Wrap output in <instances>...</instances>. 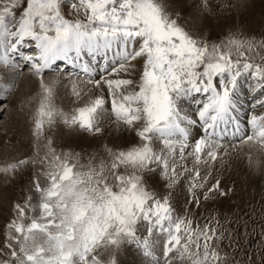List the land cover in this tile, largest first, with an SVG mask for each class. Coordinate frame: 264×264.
<instances>
[{
	"label": "snow or ice",
	"instance_id": "obj_1",
	"mask_svg": "<svg viewBox=\"0 0 264 264\" xmlns=\"http://www.w3.org/2000/svg\"><path fill=\"white\" fill-rule=\"evenodd\" d=\"M184 5L0 0V65L13 76L28 67L40 89L31 117L33 154L0 164L6 176L33 169L28 195L13 203L14 215L0 236V264H117L125 243L135 244L149 264H236L218 242L227 238L238 246L246 225L236 233L227 227V214L224 223L210 214L201 224L189 209L177 214L171 200L182 175L177 155L199 164L206 154L215 162L229 134L264 149V33L238 28L213 41L181 23ZM203 10L212 11L209 0ZM58 62L71 67L63 71L76 97L82 95L74 79L80 73L102 94L93 93L70 112L56 107L58 80L46 81L44 74L59 72ZM13 87L0 81V89ZM246 87L252 103L242 117ZM187 104L194 107L186 110ZM109 112L107 128L130 130L135 139L121 147L104 145L103 154L58 151L46 131L59 123L69 132L101 137ZM201 129L199 138L193 135ZM249 163L258 168L261 162ZM194 171L199 178V169ZM157 177L163 193L149 183ZM230 191L219 180L207 188L192 182L186 202L199 207L202 199ZM153 237L164 238L159 252Z\"/></svg>",
	"mask_w": 264,
	"mask_h": 264
},
{
	"label": "rangeland",
	"instance_id": "obj_2",
	"mask_svg": "<svg viewBox=\"0 0 264 264\" xmlns=\"http://www.w3.org/2000/svg\"><path fill=\"white\" fill-rule=\"evenodd\" d=\"M241 1L243 2L244 0H240V2ZM253 1L254 0H248L247 5L245 2L246 9L239 11L241 18L249 17L248 22H238L236 24L229 23L220 29H214L210 25H207L203 29V31H205L204 34L207 35L211 40L217 41L220 39H225L228 33L233 32L238 28L245 34L264 33V18L255 9ZM232 5L228 7L233 9ZM200 11L202 12L201 8ZM181 23L185 24V22L182 20ZM186 26L189 27L188 25ZM189 28L194 29V27ZM27 50L28 52H31V49L28 46H25L23 51L26 52ZM20 60L21 59L19 58V61ZM58 68L60 69L59 72H46L44 74V78L46 81H50L54 79L53 76L57 77L59 75L61 77H57L58 83L54 90L53 101L56 107L62 109L65 112H70L76 107V105H69L65 102V100H62V92L63 94L66 92L70 93L71 97H69L72 101L75 99V97L73 99V92L69 83L67 82L68 80L65 78V73L63 71L65 68L62 69L59 67V65ZM68 70L72 71L71 69ZM17 71L19 75L23 73L30 74L28 67H24L22 70ZM32 77L34 76L32 75ZM78 77L79 80H86V77H83L80 74ZM34 78L36 79V77ZM19 80L20 79L17 80V78L13 80L14 87L10 90V92L6 90L4 92L5 94L0 93V108H2L3 105H6L3 109V112L0 113V147L2 150L4 149L0 154V164L19 157H23L25 155L33 154V137L30 132L32 126L31 117L33 115V110L39 103L40 89L38 85H35L33 87L34 91H32L31 95L28 96H25L21 92L16 93L18 90ZM64 89L66 92L63 91ZM66 96L68 97L67 94ZM10 100L11 102H9ZM248 102L252 103L250 96ZM247 110L248 109H245V111ZM13 116L14 120L12 118ZM65 130L66 128L59 123L54 125L51 129L46 128L47 134L52 137L54 147L58 151L71 149L81 153L100 152L103 154V146L105 144L99 147L97 145H88V147L86 145H80L77 143L76 139L72 138V135L74 134L76 138L77 134L84 133L80 131L65 132ZM83 162H85L84 156L81 157V163ZM32 172L33 169L31 167H27L15 175L6 176L0 173V236H2L3 232L5 231V224L14 215L12 210L13 203L16 201L22 202L28 195V190L32 186ZM261 177L262 180H260V182L257 184L258 186L249 182L248 185L243 186L239 192H235V187L233 184L232 186L234 187V190L232 186L226 187L224 185L225 188L221 187L223 190H228V188L231 189V191L228 192V195L225 197L217 195L215 198H211L212 200L214 199V202H207L208 204L203 206V208H199L195 212L188 213L195 219L199 220L201 224H203L204 221L209 218L210 214H214L219 221L224 223L225 215L227 214L229 221H232V223L228 224L227 227L233 229L238 234L242 231L241 224L247 226V228L243 230V236H241L238 241V246L234 247L230 245V242L227 238L218 242L219 247L223 251L227 252L230 257L235 259L236 264H261V256L264 255V242H262L260 236V226H264V173L261 174ZM216 204L218 205L216 206ZM174 209L179 215L185 214L183 211H177L176 208ZM236 215L240 216L239 222L235 221ZM124 245H122L117 252V264H119L120 257L122 255V248Z\"/></svg>",
	"mask_w": 264,
	"mask_h": 264
},
{
	"label": "bare ground",
	"instance_id": "obj_3",
	"mask_svg": "<svg viewBox=\"0 0 264 264\" xmlns=\"http://www.w3.org/2000/svg\"><path fill=\"white\" fill-rule=\"evenodd\" d=\"M247 1L248 0H244L243 2L242 1L240 2V0H235V1L233 0H209V6L211 7L212 11L206 12L203 10V0H185L184 9L181 11L180 14L182 16V21H184L185 24L188 25L189 27H194V29L203 30L207 25H210L214 29L216 28L220 29L223 26L228 25L229 23L236 24L238 22L243 23V22L249 21V17L241 18V15L239 12V11L246 9L245 2L247 5ZM230 5H232L233 9H230L228 7ZM253 5L255 9L264 18V0H254ZM200 8L202 9V12L200 11ZM15 59L16 61L18 60L17 56L15 57ZM137 67L139 68L140 66L137 65ZM0 77H1L0 81L7 80L9 83H12L15 78H17V80L20 79L18 83V90L16 93L21 92L25 96L31 95V92L34 91L33 87L35 85H38L37 80L34 77H32V75L23 73L21 75L18 74V75L13 76L12 72L8 69H5L2 65H0ZM57 77L53 76V78H57ZM74 79L76 83L78 84L77 90L81 91L82 95L80 97H76L73 94L74 95L73 99L74 97L75 99L72 101L70 99L71 97L70 93L66 92L65 89L63 91H65L66 93L63 94V92L61 91L62 100H65V102L68 103L69 105H72V106L76 105L77 107L83 103H87L90 96L93 93L102 94L98 90L94 89L93 85L89 84L87 80H83V79L79 80V77H74ZM67 82L69 83L71 90L73 92L72 81H67ZM5 91L6 90L4 89H0V93H4ZM66 94L68 95V97L66 96ZM197 98L199 99L202 97H197ZM110 99H111L110 97L106 98V105L109 107V109H110ZM248 99H249V95L247 94V87H246L245 96H244L245 104L243 106L244 109H246ZM9 102H11V100ZM5 106L6 105H3L2 109H4ZM191 107H194V105H191V104L185 105L186 110H188ZM12 118L14 120V116ZM110 119H113V117L111 116L109 112V114L105 117V121H104L106 128H107L108 121ZM67 131L68 129L65 130V132ZM197 133L198 132L194 131L193 134H197ZM72 136H73L72 137L73 139H76L78 144L86 145L87 147L88 145H91V146L97 145L99 147L104 144L121 147L127 143L132 142L135 139L134 133L130 130L116 132L112 128H107L104 135L101 137L94 138L85 133L77 134L76 138L74 134ZM190 143H192L191 140H190ZM222 143L224 144V148L220 150V153H221L220 157L215 162L207 158L206 154L204 155V157L202 158L199 164L195 163L194 157H186L185 159L181 160L179 156L177 155V160H176L177 171L179 173H182V175L180 176V183L176 186L173 192V195H172V200H171L173 207L176 208L177 211L185 212L186 209H189L190 210L189 212H195L199 208H203V206H206V204L210 203V201L211 203L214 202L213 201L214 199L213 200L212 199H208V200L202 199L199 207L195 205H189L186 202L187 201V188L189 184L192 182L204 183L207 188V187H211L212 184H214L217 180H219L221 182V187H224V185L226 187H230L233 184L235 187V192L236 191L239 192L242 189V187L248 185L249 182L254 183V185H257L260 182V180H262L261 174L264 173V149H261L259 145H256V144H241L240 141L238 140H234V142H232L231 140H227V141L222 140ZM3 150L0 147V154L2 153ZM188 151L190 152L192 151V149L189 148ZM250 158L252 160L258 159L261 162L260 166L258 168L251 166L249 163ZM197 168L199 169L200 174H201L199 178L195 177L194 169H197ZM185 169H187V171H185ZM149 183L154 184L155 189L158 192L163 193L165 191L163 187V181L159 180L158 177L155 180H150ZM234 187H233V190H234ZM204 190L206 189H198L197 191L202 192ZM217 205L218 204H216V206ZM152 239L158 241L157 251H160V247L162 245L164 238L163 237H153ZM121 254L122 255L120 257L119 264H149L148 258H146L141 253V251L136 247L135 244H125L122 248Z\"/></svg>",
	"mask_w": 264,
	"mask_h": 264
}]
</instances>
